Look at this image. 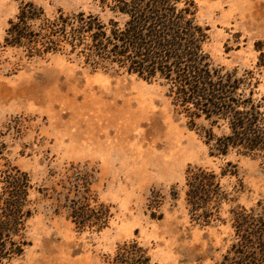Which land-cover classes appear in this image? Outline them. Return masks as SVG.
I'll return each mask as SVG.
<instances>
[{
	"label": "rangeland",
	"instance_id": "374dc122",
	"mask_svg": "<svg viewBox=\"0 0 264 264\" xmlns=\"http://www.w3.org/2000/svg\"><path fill=\"white\" fill-rule=\"evenodd\" d=\"M26 1L50 18L61 9L104 22L124 19L110 10L113 0H0V190L7 165L26 172L34 186L24 230L29 245L0 264H113L117 247L132 240L149 264H217L234 240L229 208L264 206V154H212L202 132L209 121L200 117L198 128L190 127L158 76L145 79L116 64L93 67L60 53L27 58L4 46L5 29ZM193 1L207 27L203 49L211 64L238 75L252 70L256 95L264 97V0ZM226 131L213 128L216 135ZM71 164L88 166L87 187L110 208L99 231L76 228L63 196L56 199ZM198 167L235 173L220 176L233 200L222 205L220 219L189 211L187 172Z\"/></svg>",
	"mask_w": 264,
	"mask_h": 264
},
{
	"label": "trees",
	"instance_id": "16d2710c",
	"mask_svg": "<svg viewBox=\"0 0 264 264\" xmlns=\"http://www.w3.org/2000/svg\"><path fill=\"white\" fill-rule=\"evenodd\" d=\"M110 10L122 15L123 21L104 22L91 13L61 9L50 18L41 6L26 1L16 19L9 21L3 45L21 49L27 58L60 53L93 67L116 64L145 79L158 76L167 83L190 127L198 128L200 117L209 121L210 127H202V132L212 154H226L230 148L264 154V97L256 95L258 80L252 70L238 75L211 64L203 49L207 27L197 21L193 0H113ZM259 61L264 64V59ZM221 126L227 131L214 134L213 128ZM86 167L67 168L56 199L63 196L61 206L76 228L99 231L109 223L110 208L87 187L92 175H87ZM229 171L218 175L198 167L187 172L185 197L192 215L220 219L222 205L233 201L219 181L220 176L235 174ZM33 188L28 174L16 166L7 165L2 171L0 263L29 245L24 230L33 214L29 199ZM171 195L176 198L177 192ZM258 207L259 211L240 205L229 208L234 240L217 264H264V206ZM150 216L155 218L152 212ZM112 263L149 264L150 257L132 240L117 247Z\"/></svg>",
	"mask_w": 264,
	"mask_h": 264
}]
</instances>
